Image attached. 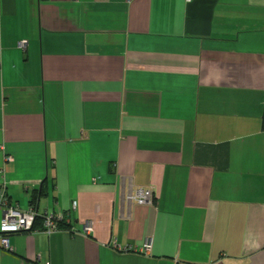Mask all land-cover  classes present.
<instances>
[{
  "label": "crops",
  "instance_id": "0c3cea01",
  "mask_svg": "<svg viewBox=\"0 0 264 264\" xmlns=\"http://www.w3.org/2000/svg\"><path fill=\"white\" fill-rule=\"evenodd\" d=\"M5 182L0 264H264V0H0Z\"/></svg>",
  "mask_w": 264,
  "mask_h": 264
},
{
  "label": "built area",
  "instance_id": "2783aa9c",
  "mask_svg": "<svg viewBox=\"0 0 264 264\" xmlns=\"http://www.w3.org/2000/svg\"><path fill=\"white\" fill-rule=\"evenodd\" d=\"M192 0H187L191 2ZM10 160V159H8ZM129 203L137 205H147L153 201V192L150 189H139L136 195L129 194L127 196ZM76 205V204H75ZM0 208L2 209V217L0 222V243L1 247L9 250L10 236L25 232H44L51 236L59 229V223L64 222L61 216L52 214H45L41 216L35 209L22 210L19 206L14 205L7 194V182L0 187ZM42 220L43 228L38 230L35 228L36 221ZM92 231L91 225L86 227L87 235ZM152 249V242L150 239L145 240L143 246L138 249L140 253L149 255ZM121 251L131 252L132 247L120 248Z\"/></svg>",
  "mask_w": 264,
  "mask_h": 264
}]
</instances>
